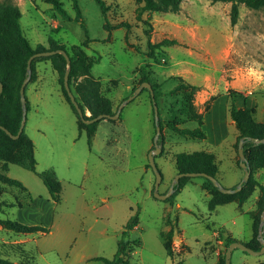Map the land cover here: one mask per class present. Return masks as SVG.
I'll return each instance as SVG.
<instances>
[{
  "label": "rangeland",
  "instance_id": "rangeland-1",
  "mask_svg": "<svg viewBox=\"0 0 264 264\" xmlns=\"http://www.w3.org/2000/svg\"><path fill=\"white\" fill-rule=\"evenodd\" d=\"M16 1L22 11L23 33L33 47L58 44L71 52L72 45L80 44L99 58L91 74L114 110L141 84L142 68L158 84L162 129L155 161L163 176L161 194L170 190L178 173L175 159L181 152L213 151L219 179L226 187H235L245 175L238 129L229 113L230 97L217 118L212 111L217 97L233 89L242 96L238 107L247 102L255 108V119H264V8L241 4L235 24L231 23V3L224 1L183 0L178 12H146L144 17L152 22V42L178 40L157 49L154 58L147 54L148 39L136 17V0H106L112 23H130L128 30L111 31L105 28V16L95 0H78L84 26L75 19L73 0H61L69 18L46 0ZM35 67L36 79L26 88L31 104L25 130L35 144L36 171L8 164L6 173L26 188L0 181V218L45 225L50 231L15 232L0 224L1 257L27 264H103L94 258L115 255L125 225L136 212L139 223L130 234L140 245L130 254L132 264L180 260L217 264L226 254L229 239L248 243L256 233L260 242L264 239V233L260 236L264 168L251 173L259 185L251 183V193L243 201L233 196L211 210L213 194L201 176H190L170 201L159 199L154 194L156 173L149 162V152L156 147L149 89L143 88L126 104L119 118L102 119L89 131V141L87 128L79 125L78 115L66 100L53 62L40 59ZM79 80L70 82L74 92ZM184 80L199 86L194 96L174 90ZM188 101L203 115L205 138L185 137L169 127L170 122L181 127L198 125L185 105ZM218 124L222 131L215 129ZM2 165L0 160V171L5 172ZM48 168L62 182L58 203L38 174ZM171 228L170 256L164 234ZM232 264H264V253L236 248Z\"/></svg>",
  "mask_w": 264,
  "mask_h": 264
},
{
  "label": "trees",
  "instance_id": "trees-1",
  "mask_svg": "<svg viewBox=\"0 0 264 264\" xmlns=\"http://www.w3.org/2000/svg\"><path fill=\"white\" fill-rule=\"evenodd\" d=\"M50 3L54 9L64 18L71 17L68 11L64 7V3L61 0H46ZM101 8L103 15L105 16L106 22L105 28L109 31L119 28L126 27L127 30L130 27L128 21H121L118 23H112L108 18V11L110 5L106 0H95ZM183 0H136V17L142 21L144 25V33L148 39L147 42V54L151 57H156V50L160 49L165 45H173L178 43L177 39L164 38L158 42H152V22L149 17H144V14L153 12H178L181 9V3ZM212 1H224L231 3L230 16L231 23L235 24L238 21L240 14V5L253 9L264 8V0H212ZM73 6L76 10L75 19L82 21L84 26V18L82 10L79 6L78 0H73ZM22 11L16 0H0V80L4 84V88L0 97V124L5 126L11 131L12 134H17L21 125L23 109L21 104L20 89L23 81L27 77V63L29 57L38 51L56 49V48H67L64 45L53 44L50 47L38 45L33 47L30 40L24 35L21 26ZM87 39L85 43L89 42L88 32L86 30ZM128 38V34H126ZM71 58V71L69 75V83L72 82L73 78H80L76 83V91L74 92L76 98L83 107L85 117L87 119L93 118L99 114H115L116 110L113 108L112 101L109 97L103 95L101 92V84L99 80L95 79L91 70L93 65L99 58H95L89 55L82 45L74 44L71 46V52L67 50ZM40 59H50L55 68L59 72V79L62 84V90L66 97V100L71 105L72 109L76 112L79 117V125H84L88 130V140L90 141L89 131L95 129L96 125L104 118L95 121L93 123H85L80 118L75 106L72 104L71 99L64 86V74L67 67V61L63 54L56 53L49 56L36 57L32 61L33 73L30 81L33 82L36 79V67L35 63ZM142 81H148L152 84L155 98L158 103V84L154 82L149 75L144 72L142 68ZM71 86V85H70ZM27 88V86H26ZM199 86L187 81H183L174 87V90H182L189 96H194ZM73 90V89H72ZM229 113L232 120L235 122L238 129V143L243 136L252 137H264V119L257 121L254 117L255 108L250 107L245 102L244 106L238 107L236 103L237 97H242L235 90H229ZM186 107L196 119L198 125L194 128L181 127L174 122L169 123V127L175 132L185 137L191 138H205L206 132L203 128V115L199 113L195 105L188 101ZM159 106V104H158ZM27 107L30 108V103L27 98ZM90 111V115L87 114ZM160 114V110H159ZM160 125L162 128V121L160 118ZM81 129V128H80ZM81 133V131H80ZM238 145V144H237ZM244 153L246 155L248 164L250 166L251 173L254 170H260L264 168V142L256 143L250 139H246L244 143ZM0 160L3 161L2 170L0 171V181H3L9 185H16L22 188L26 186L18 179L10 177L8 172V164H18L29 170L36 171V157H35V144L32 138L26 133V130L14 138L8 134L5 130L0 127ZM175 167L177 172H189V171H203L211 174L219 179L218 176V165L216 163V155L213 151L199 150L191 153L181 152L178 153L175 159ZM43 182L47 186L50 197L56 202L61 200L62 182L58 178L56 172L52 168H48L42 172H38ZM190 176L181 177L179 183L176 185L175 192L168 197L166 200L170 201L174 198L180 190L186 185L187 180ZM203 177L206 181L204 183L205 188H209L213 194V198L210 200L209 205L212 210L217 204L223 203L227 200H231L233 196H238L239 200L243 201L248 198L251 193L248 186L251 183L259 185L255 180L253 174L250 175L249 180L244 184L241 191L236 193H223L218 187L207 177ZM220 180V179H219ZM264 192V187H261ZM262 210H264V194L262 196ZM139 212H136L131 216L125 229L118 240V247L115 255L111 258L105 256H97L94 259L102 261L103 264H132L130 261V254L132 251L140 245L137 241L131 238L130 231L137 227L139 223ZM0 224L4 227L15 231L24 233L33 232H49L50 227L40 224H25L18 220L3 219L0 218ZM174 236V229L171 228L167 233L164 234V244L168 255L173 254L172 242ZM236 240L231 238L227 241L226 247ZM247 245L261 249V242L256 233L252 242L246 243ZM236 249V248H235ZM246 252V251H245ZM248 253V252H246ZM0 264H27V263H16L8 258L0 256ZM175 264H184L182 260L177 261ZM217 264H225V254Z\"/></svg>",
  "mask_w": 264,
  "mask_h": 264
},
{
  "label": "water",
  "instance_id": "water-1",
  "mask_svg": "<svg viewBox=\"0 0 264 264\" xmlns=\"http://www.w3.org/2000/svg\"><path fill=\"white\" fill-rule=\"evenodd\" d=\"M56 53H61L65 56L66 61H67V67L65 70V74H64V86L65 89L71 99L72 104L75 106L80 118L82 119V121H84L85 123H93L95 121H98L102 118H111V119H117L119 118L122 109L124 108V106L126 104H128L131 100H133L138 94H140V92L143 90V88L147 87L150 91L151 94V98H152V103H153V109H154V119H155V125H156V134L154 136V142H155V149L150 150L149 152V162L151 167L153 168V170L156 173V182H155V186H154V194L157 198L159 199H167L168 197H170L172 195V193L175 191V187L176 185L179 183V180L181 177L184 176H205L207 178H209L216 187L219 188V190L223 193H236L238 191H240L244 184L249 180L250 175H251V170H250V166L248 164L246 155L244 153V143L246 139H250L256 143H261L264 142V137L263 138H259V137H252V136H243L240 138L239 143H238V153H239V157H240V164L241 166L245 169V175L242 177V179L240 180V182L235 186V187H226L224 186L221 181L211 175L208 174L207 172H203V171H189V172H178L174 178V180L171 183L170 186V190L164 194H161L159 192V186L160 183L162 181V173L160 172L157 163L155 161V154L158 153L161 148L160 146H158V139L161 133V125H160V114H159V106L157 103V100L155 98V92L153 89V86L150 82L148 81H143L141 82V84L135 89L134 93L131 94L130 96H128L127 98H125L118 106L115 114L110 115V114H99L93 118L87 119L85 117V113L83 110V107L81 106L80 102L78 101V99L76 98L75 93L73 92L70 83H69V75H70V71H71V58L69 53L67 52L66 49L64 48H56V49H49V50H43V51H38L33 53L29 59H28V63H27V77L25 78V80L22 83L21 89H20V94H21V104H22V109H23V116H22V121H21V125L19 128V131L17 134H12L11 131L9 129H7L5 126L0 124V127L5 130L8 134H10L12 137L17 138L21 132L24 130L25 128V124H26V119H27V112H28V107H27V96H26V86L28 84V82L31 79L32 73H33V69H32V61L34 58L36 57H40V56H49L52 54H56ZM4 88V84L3 82L0 80V97L2 94ZM261 223H264V210L262 212V216H261ZM264 230L260 231V236H263ZM263 247L261 249H255L249 245H247L245 242L243 241H239V240H234L232 241L226 250V254H225V264H232V254H233V250L235 248H240L243 251H246L248 253H252L255 255H259V254H263L264 253V239L261 240Z\"/></svg>",
  "mask_w": 264,
  "mask_h": 264
},
{
  "label": "crops",
  "instance_id": "crops-1",
  "mask_svg": "<svg viewBox=\"0 0 264 264\" xmlns=\"http://www.w3.org/2000/svg\"><path fill=\"white\" fill-rule=\"evenodd\" d=\"M20 6V5H19ZM26 96H27V93H26ZM27 98H28V101H29V103L31 104V100L29 99V97L27 96ZM239 98H242V97H237L236 98V102L238 101V99ZM248 98V97H247ZM228 99H229V94H227V93H224L223 95H221V96H219V97H217V99L215 100V102H214V104H213V117H215V118H217L218 116H219V112H220V110H221V108L222 107H224L225 105H226V103H227V101H228ZM214 110H215V112H214ZM216 130H220V131H222V126L220 125V124H218L217 125V128H215ZM242 179V177L239 179V182H240V180ZM238 182V183H239ZM237 183V184H238ZM236 184V185H237ZM138 226V225H137ZM234 251V250H233ZM233 255V254H232Z\"/></svg>",
  "mask_w": 264,
  "mask_h": 264
}]
</instances>
